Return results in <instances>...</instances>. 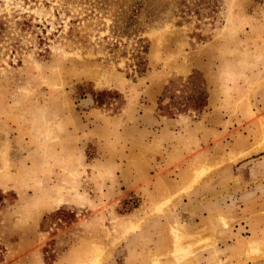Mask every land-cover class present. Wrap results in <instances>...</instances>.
<instances>
[{"label":"rangeland","instance_id":"rangeland-1","mask_svg":"<svg viewBox=\"0 0 264 264\" xmlns=\"http://www.w3.org/2000/svg\"><path fill=\"white\" fill-rule=\"evenodd\" d=\"M0 193V264H264V0H0Z\"/></svg>","mask_w":264,"mask_h":264},{"label":"bare ground","instance_id":"bare-ground-1","mask_svg":"<svg viewBox=\"0 0 264 264\" xmlns=\"http://www.w3.org/2000/svg\"><path fill=\"white\" fill-rule=\"evenodd\" d=\"M263 147V145H261V148ZM252 152H254V150H251V151H247V152H241L240 153V155H242V157H244V156H246V155H249L250 153H252ZM235 160H237V159H235ZM209 170H211L210 168H203V169H201L200 170V172H199V174H198V176H196L195 178V180H194V182L193 181H191V184H197L198 182H199V180H200V178L204 175H206L208 172H209ZM193 182V183H192ZM220 217V216H219ZM222 220V217L221 218H218V220ZM224 220V219H223ZM227 221H228V219H227ZM216 225V224H215ZM217 225H218V222H217ZM215 226V228L216 227H218V226ZM226 225V224H225ZM186 236V235H185ZM185 236L184 235H181L180 234V236L179 235H177L176 233L174 234V236L172 237V240H173V244H172V246H173V249H174V253H176L175 255L176 256H178L177 254L180 252V245H181V242L182 241H184L186 238H185ZM195 238V237H194ZM186 242H184V243H182V244H185ZM207 245V244H206ZM89 248V247H88ZM95 248V247H94ZM87 252V251H86ZM91 253V252H90ZM262 253V251L260 250V248H258V247H256V246H254L253 244H251L250 246H249V248H248V250L245 252V257H246V259H247V261H252L253 260V256L255 255L256 257H258V256H261L260 254ZM85 254V253H84ZM92 254V253H91ZM171 255H173V257H174V254H171ZM92 256V255H91ZM184 256V255H183ZM94 257V256H93ZM106 256H96L95 258H93L92 260H91V263L90 264H104V262L106 261V258H105ZM181 258H183V257H181ZM90 262V261H89ZM152 264H159V262H156V261H154Z\"/></svg>","mask_w":264,"mask_h":264},{"label":"trees","instance_id":"trees-1","mask_svg":"<svg viewBox=\"0 0 264 264\" xmlns=\"http://www.w3.org/2000/svg\"><path fill=\"white\" fill-rule=\"evenodd\" d=\"M194 78L190 80H193ZM195 89L197 90L198 97L195 99H190V100L187 99L188 106L190 107V109L200 112L207 105L208 95H207V91L205 90V84L202 80L201 82H199L198 85H196ZM103 96H109L108 98H110V101L111 100L114 101L116 100L118 94L117 93H111L110 95L108 93L98 94V98L96 97V103L99 106L104 104L103 98H102ZM170 118H173V117L171 116ZM3 198L4 196L0 193V201Z\"/></svg>","mask_w":264,"mask_h":264},{"label":"crops","instance_id":"crops-1","mask_svg":"<svg viewBox=\"0 0 264 264\" xmlns=\"http://www.w3.org/2000/svg\"><path fill=\"white\" fill-rule=\"evenodd\" d=\"M254 148H255V146L254 147L251 146L242 152L251 151ZM258 152H260V151H258ZM257 155H259L257 152L250 153L249 155H247V156L243 157L241 160H239L238 165L244 164L245 165L244 167H247L248 169L255 166V164L252 161L255 160L256 157H258ZM240 178H242V177H240ZM242 179L244 182H247L244 178H242Z\"/></svg>","mask_w":264,"mask_h":264}]
</instances>
